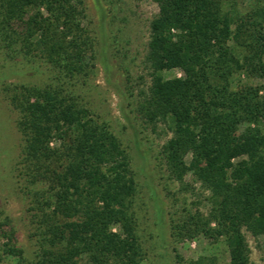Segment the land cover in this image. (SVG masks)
Returning a JSON list of instances; mask_svg holds the SVG:
<instances>
[{
    "label": "trees",
    "instance_id": "obj_1",
    "mask_svg": "<svg viewBox=\"0 0 264 264\" xmlns=\"http://www.w3.org/2000/svg\"><path fill=\"white\" fill-rule=\"evenodd\" d=\"M154 1L159 12L146 56L152 80L140 111L173 135L163 147L173 178L183 182L191 174L209 193L208 214L191 216L174 236L222 239L231 264H249L244 230L264 236V85L235 91L231 79L240 71L264 80V0H255L258 36L242 45L248 54L234 66L220 65L218 57L227 58L229 42L240 43L248 29L242 21L234 32L227 0ZM86 19L84 0H0V45L10 59L40 57L69 78L87 74L95 40ZM172 70L184 79L163 76ZM14 88L10 101L20 113L27 175L32 183L50 182L36 194L39 249L32 264H142L135 180L123 144L63 90ZM4 255L24 260L9 243L0 264Z\"/></svg>",
    "mask_w": 264,
    "mask_h": 264
},
{
    "label": "rangeland",
    "instance_id": "obj_2",
    "mask_svg": "<svg viewBox=\"0 0 264 264\" xmlns=\"http://www.w3.org/2000/svg\"><path fill=\"white\" fill-rule=\"evenodd\" d=\"M85 25L95 40V59L87 74L67 77L40 57L18 55L10 59L0 45V257L3 244L23 251L24 260L6 257L2 264H32L39 249L36 194L50 187V182L27 175L23 162L24 138L19 131L20 113L11 104L14 87L59 88L74 102L88 109L92 117L105 123L126 149L135 180L132 210L144 260L142 264H187L204 259L212 264H231L224 240L203 235L179 239L174 228L182 226L196 213L208 214L209 193L191 174L183 182L171 175L163 147L173 136L163 123L150 124L141 114V104L151 85L146 62L150 24L159 12L154 0H84ZM255 0H227L224 10L235 22L234 32L244 21L240 43L229 42L232 51L221 59L231 66L248 54L250 35L258 36ZM166 79H184L180 70L164 72ZM232 89L243 91L264 85L259 77L237 71ZM264 97V90L260 92ZM260 128L264 132V121ZM53 147H59L53 142ZM189 161V157L187 159ZM3 234L12 235L10 243ZM250 248L249 264H264V236L255 237L244 230Z\"/></svg>",
    "mask_w": 264,
    "mask_h": 264
}]
</instances>
